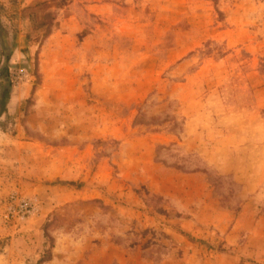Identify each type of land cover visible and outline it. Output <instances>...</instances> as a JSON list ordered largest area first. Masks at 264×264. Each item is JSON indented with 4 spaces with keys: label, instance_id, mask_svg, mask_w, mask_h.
Listing matches in <instances>:
<instances>
[{
    "label": "rangeland",
    "instance_id": "obj_1",
    "mask_svg": "<svg viewBox=\"0 0 264 264\" xmlns=\"http://www.w3.org/2000/svg\"><path fill=\"white\" fill-rule=\"evenodd\" d=\"M5 91L0 264H264V0H0Z\"/></svg>",
    "mask_w": 264,
    "mask_h": 264
},
{
    "label": "crops",
    "instance_id": "obj_2",
    "mask_svg": "<svg viewBox=\"0 0 264 264\" xmlns=\"http://www.w3.org/2000/svg\"><path fill=\"white\" fill-rule=\"evenodd\" d=\"M0 135L4 136L0 137L2 139L0 140V197L3 198L7 191L8 178H6V172H9L8 168L12 167L13 162L10 154L13 153L14 148H19L24 145L23 142H19L13 137H7L3 132Z\"/></svg>",
    "mask_w": 264,
    "mask_h": 264
},
{
    "label": "built area",
    "instance_id": "obj_3",
    "mask_svg": "<svg viewBox=\"0 0 264 264\" xmlns=\"http://www.w3.org/2000/svg\"><path fill=\"white\" fill-rule=\"evenodd\" d=\"M11 200L16 201L18 204V207L23 211V213H28L29 210V205L27 204L26 201L19 199L16 195H13L11 197Z\"/></svg>",
    "mask_w": 264,
    "mask_h": 264
},
{
    "label": "trees",
    "instance_id": "obj_4",
    "mask_svg": "<svg viewBox=\"0 0 264 264\" xmlns=\"http://www.w3.org/2000/svg\"><path fill=\"white\" fill-rule=\"evenodd\" d=\"M7 91L3 92L2 95L0 96V115L3 112V106H4V102L7 99ZM43 262V260H39L37 264H41Z\"/></svg>",
    "mask_w": 264,
    "mask_h": 264
}]
</instances>
